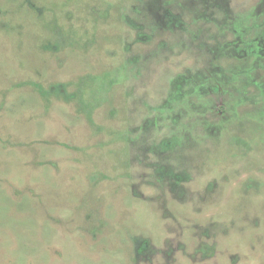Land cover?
I'll return each instance as SVG.
<instances>
[{
    "label": "rangeland",
    "instance_id": "rangeland-1",
    "mask_svg": "<svg viewBox=\"0 0 264 264\" xmlns=\"http://www.w3.org/2000/svg\"><path fill=\"white\" fill-rule=\"evenodd\" d=\"M0 264H264V0H0Z\"/></svg>",
    "mask_w": 264,
    "mask_h": 264
},
{
    "label": "trees",
    "instance_id": "trees-1",
    "mask_svg": "<svg viewBox=\"0 0 264 264\" xmlns=\"http://www.w3.org/2000/svg\"><path fill=\"white\" fill-rule=\"evenodd\" d=\"M61 88H58V89H56V88H54L53 90H57V91H59Z\"/></svg>",
    "mask_w": 264,
    "mask_h": 264
}]
</instances>
